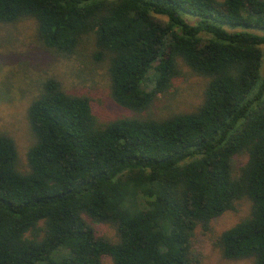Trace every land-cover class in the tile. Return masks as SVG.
Masks as SVG:
<instances>
[{
    "label": "trees",
    "instance_id": "obj_1",
    "mask_svg": "<svg viewBox=\"0 0 264 264\" xmlns=\"http://www.w3.org/2000/svg\"><path fill=\"white\" fill-rule=\"evenodd\" d=\"M25 20L58 57L107 65L136 116L103 124L88 96L43 81L26 166L0 132V264H201L198 229L245 199L214 244L264 264V0H0V24ZM182 66L206 80L203 103L141 116Z\"/></svg>",
    "mask_w": 264,
    "mask_h": 264
},
{
    "label": "rangeland",
    "instance_id": "obj_2",
    "mask_svg": "<svg viewBox=\"0 0 264 264\" xmlns=\"http://www.w3.org/2000/svg\"><path fill=\"white\" fill-rule=\"evenodd\" d=\"M82 55H84L82 53ZM170 91L159 96L154 105L141 116L166 118L192 112L203 103L206 80L181 67ZM49 76L56 77L69 92L88 96L98 120L107 124L135 113L122 109L112 100L108 66L90 63L85 55L58 57L39 41L36 23L25 20L16 24H0V132L10 134L17 143L21 163L27 164V154L35 143L28 121V109L39 95L42 83ZM246 162L242 157L239 163ZM252 209L250 200H242L237 210L226 212L212 222L210 233L197 231L196 245L202 252L201 264H254L253 259L226 260L214 244L216 237L247 218ZM101 235L117 240L110 225L95 224ZM111 260L106 259V264Z\"/></svg>",
    "mask_w": 264,
    "mask_h": 264
}]
</instances>
